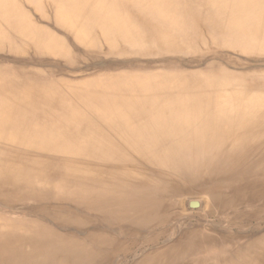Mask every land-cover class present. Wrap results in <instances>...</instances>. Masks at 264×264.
<instances>
[{
  "label": "bare ground",
  "instance_id": "obj_1",
  "mask_svg": "<svg viewBox=\"0 0 264 264\" xmlns=\"http://www.w3.org/2000/svg\"><path fill=\"white\" fill-rule=\"evenodd\" d=\"M0 264H264V0H0Z\"/></svg>",
  "mask_w": 264,
  "mask_h": 264
},
{
  "label": "rangeland",
  "instance_id": "obj_2",
  "mask_svg": "<svg viewBox=\"0 0 264 264\" xmlns=\"http://www.w3.org/2000/svg\"><path fill=\"white\" fill-rule=\"evenodd\" d=\"M227 61V60H226Z\"/></svg>",
  "mask_w": 264,
  "mask_h": 264
}]
</instances>
